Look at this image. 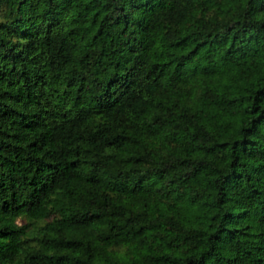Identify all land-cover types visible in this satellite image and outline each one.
Returning <instances> with one entry per match:
<instances>
[{
	"label": "trees",
	"instance_id": "trees-1",
	"mask_svg": "<svg viewBox=\"0 0 264 264\" xmlns=\"http://www.w3.org/2000/svg\"><path fill=\"white\" fill-rule=\"evenodd\" d=\"M0 264H264V0H0Z\"/></svg>",
	"mask_w": 264,
	"mask_h": 264
}]
</instances>
